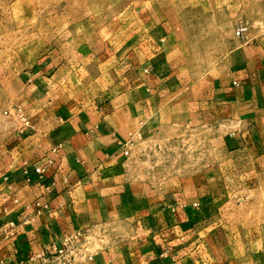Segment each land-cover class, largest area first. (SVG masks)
<instances>
[{"label": "crops", "instance_id": "0c3cea01", "mask_svg": "<svg viewBox=\"0 0 264 264\" xmlns=\"http://www.w3.org/2000/svg\"><path fill=\"white\" fill-rule=\"evenodd\" d=\"M178 1L127 0L109 34L57 22L20 89L0 90V264L78 231L65 264H264V33L198 70ZM209 117L233 169L169 190L132 172L137 141Z\"/></svg>", "mask_w": 264, "mask_h": 264}, {"label": "rangeland", "instance_id": "374dc122", "mask_svg": "<svg viewBox=\"0 0 264 264\" xmlns=\"http://www.w3.org/2000/svg\"><path fill=\"white\" fill-rule=\"evenodd\" d=\"M127 0H0V90L10 93L20 89L19 72L41 59L50 48L52 39L62 30L57 22L75 24L96 20L101 30L109 34L116 30L120 13L115 6ZM184 7L178 18L187 35L190 61L198 70L212 67L239 43L237 31L246 35L264 33V0H182ZM178 1V4L181 3ZM227 2V3H225ZM223 4V6H221ZM172 7V5H171ZM176 15V16H177ZM47 21H54L48 27ZM180 22V21H179ZM11 96V95H10ZM198 119L191 124L154 133L137 141L131 156V170L155 186L169 190L176 183L204 177L207 170L221 165L234 168L236 156L224 152L230 148L223 126L217 118ZM228 168V169H229ZM236 170V169H235ZM218 176L219 173L215 172ZM232 194L239 192L238 173H234ZM234 205V204H232ZM231 205V210L233 209ZM237 207V204L234 205ZM246 210V211H244ZM243 208L242 212H247ZM47 264H65L51 258ZM74 264H77L75 261Z\"/></svg>", "mask_w": 264, "mask_h": 264}, {"label": "built area", "instance_id": "2783aa9c", "mask_svg": "<svg viewBox=\"0 0 264 264\" xmlns=\"http://www.w3.org/2000/svg\"><path fill=\"white\" fill-rule=\"evenodd\" d=\"M237 35L241 36L243 40L247 38L244 29L242 28L237 31ZM6 113L11 115L13 114L12 112ZM16 115L18 116V119H20L24 124L28 123L27 117L23 113L22 108L16 109ZM126 153L129 154V151H126ZM36 170L39 174H42L44 172V169L40 167L36 168ZM81 234L82 232L78 231L76 234L66 237L61 246L53 245L46 247L41 253L30 255L22 261H19L17 264H47L51 258L56 259V261L65 263L70 252L79 249L77 238ZM168 252L169 251L167 250L166 253ZM88 259L92 260L93 257L89 256Z\"/></svg>", "mask_w": 264, "mask_h": 264}]
</instances>
